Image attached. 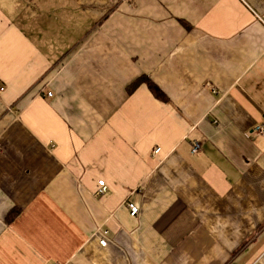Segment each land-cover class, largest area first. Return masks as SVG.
<instances>
[{
  "label": "crops",
  "instance_id": "1",
  "mask_svg": "<svg viewBox=\"0 0 264 264\" xmlns=\"http://www.w3.org/2000/svg\"><path fill=\"white\" fill-rule=\"evenodd\" d=\"M0 88V264H264V0H0Z\"/></svg>",
  "mask_w": 264,
  "mask_h": 264
},
{
  "label": "built area",
  "instance_id": "2",
  "mask_svg": "<svg viewBox=\"0 0 264 264\" xmlns=\"http://www.w3.org/2000/svg\"><path fill=\"white\" fill-rule=\"evenodd\" d=\"M2 92H3V89L0 88V93H2ZM47 95H48L49 97H51V96H52V93H48ZM197 149H198V147H197V145H195L194 148H193V152H196ZM153 152H154L155 154H158V152H160V149H159V148H155V149L153 150ZM97 185H98L97 193H98V194H104L105 191H106V186H105L104 182H103V181H98V182H97ZM127 207H128V210H129V215H130L131 217H135V216L138 215V208H137L136 206H134L133 204H128ZM107 234H108L107 231H104V232L102 233V236H103V237L99 240V244H100L101 246H105V245H106L105 236H106ZM56 264H60V263H56Z\"/></svg>",
  "mask_w": 264,
  "mask_h": 264
},
{
  "label": "trees",
  "instance_id": "3",
  "mask_svg": "<svg viewBox=\"0 0 264 264\" xmlns=\"http://www.w3.org/2000/svg\"><path fill=\"white\" fill-rule=\"evenodd\" d=\"M145 83H146L148 89L150 90V92L152 93V95L156 99L164 100V96L162 95V92L160 91V89L157 86H155L149 80H145ZM18 214H19V210H17V209L10 210L6 216V222L8 224H11L16 219Z\"/></svg>",
  "mask_w": 264,
  "mask_h": 264
}]
</instances>
